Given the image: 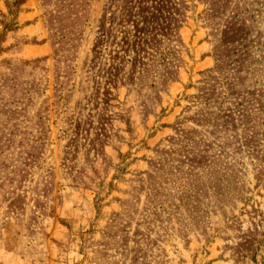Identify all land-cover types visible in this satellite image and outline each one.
<instances>
[{
    "label": "rangeland",
    "instance_id": "rangeland-1",
    "mask_svg": "<svg viewBox=\"0 0 264 264\" xmlns=\"http://www.w3.org/2000/svg\"><path fill=\"white\" fill-rule=\"evenodd\" d=\"M0 264H264V0H0Z\"/></svg>",
    "mask_w": 264,
    "mask_h": 264
},
{
    "label": "trees",
    "instance_id": "trees-1",
    "mask_svg": "<svg viewBox=\"0 0 264 264\" xmlns=\"http://www.w3.org/2000/svg\"><path fill=\"white\" fill-rule=\"evenodd\" d=\"M139 18V17H138ZM141 40V39H140ZM139 42V41H138ZM123 45L127 48V49H125V51H123V53L121 54V56H120V60H121V62L122 63H124V64H128V63H131V59L129 58V56H130V52L132 51V53H134V50H132V46H134V45H130L129 43H127L126 41L123 43ZM117 47H118V45H117ZM128 47H129V49H128ZM117 54V53H116ZM112 61L113 62H116V61H118V58L117 57H115V58H113L112 59ZM121 64V63H120Z\"/></svg>",
    "mask_w": 264,
    "mask_h": 264
}]
</instances>
